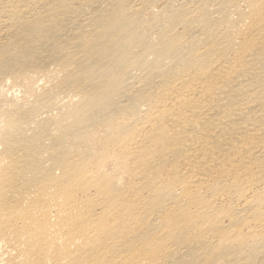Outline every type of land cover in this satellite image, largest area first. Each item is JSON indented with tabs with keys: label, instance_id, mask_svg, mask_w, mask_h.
<instances>
[{
	"label": "bare ground",
	"instance_id": "bare-ground-1",
	"mask_svg": "<svg viewBox=\"0 0 264 264\" xmlns=\"http://www.w3.org/2000/svg\"><path fill=\"white\" fill-rule=\"evenodd\" d=\"M0 264H264V0H0Z\"/></svg>",
	"mask_w": 264,
	"mask_h": 264
},
{
	"label": "rangeland",
	"instance_id": "rangeland-1",
	"mask_svg": "<svg viewBox=\"0 0 264 264\" xmlns=\"http://www.w3.org/2000/svg\"><path fill=\"white\" fill-rule=\"evenodd\" d=\"M13 91L12 89L9 90V92Z\"/></svg>",
	"mask_w": 264,
	"mask_h": 264
}]
</instances>
